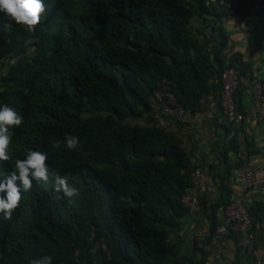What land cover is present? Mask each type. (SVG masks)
<instances>
[{"label":"trees","instance_id":"16d2710c","mask_svg":"<svg viewBox=\"0 0 264 264\" xmlns=\"http://www.w3.org/2000/svg\"><path fill=\"white\" fill-rule=\"evenodd\" d=\"M44 4L34 33L0 11V106L24 118L9 129L0 179L27 149L39 150L50 172L68 177L80 196L70 203L51 176L47 184L33 181L11 218L0 213V264H31L44 253L52 264H204L201 247L199 258L182 254L183 240L173 235L188 214L181 196L200 166L181 138L154 124L151 96L167 85L189 114L211 102L219 108L225 53L243 75L250 66L232 51L225 23L235 17L251 49L264 55V0L255 9L251 1L226 8L223 0ZM32 36L36 42L26 44ZM217 126L229 133L225 123ZM65 134L79 137L77 150L52 147ZM253 146L236 131L215 144L222 168L213 163L206 172H213L217 194L199 195V211L210 222L204 244L213 243L219 211L233 198L230 170L250 160ZM263 210L261 199H251L253 224Z\"/></svg>","mask_w":264,"mask_h":264},{"label":"crops","instance_id":"0c3cea01","mask_svg":"<svg viewBox=\"0 0 264 264\" xmlns=\"http://www.w3.org/2000/svg\"><path fill=\"white\" fill-rule=\"evenodd\" d=\"M226 28L232 30L231 49L242 53L243 60L248 62L249 71H254L260 76L264 72V55L254 52L250 46V37L243 26L238 23L235 17L227 20ZM246 74V73H245ZM260 78L264 79V77ZM248 80V75L244 76V83ZM246 96V87L239 89L237 101L244 108L252 111V103L244 105ZM248 98V97H247ZM218 122L225 123L229 128V133L217 126ZM179 138L182 139V145L187 149L191 161L198 164L205 172V181L200 190V194L206 198H213L217 194L218 187L212 177L208 174L210 164H216L218 169L222 168L217 152L214 151L215 144L221 141L225 136L230 137L235 131L239 139L246 137L253 141L251 147L253 153L250 156V162L254 165L260 164L264 160V119L251 113V118L244 121L239 126H233L225 122L219 108L213 103L204 111L189 114L183 120H173L168 127ZM244 131L242 135L241 132ZM238 153L229 152V156L235 159ZM256 179L260 182L264 179V168L260 170ZM235 197L237 195L234 194ZM251 199L259 198L264 202V195L251 191L248 194ZM210 222L202 211L195 214H187L181 219L178 228L173 235L183 240L182 254H188L194 258L200 257V247L206 254L204 264H252L251 249L254 247L257 253L264 258V210L260 213L259 218L253 224V242H249L246 235L237 232L235 237H228L219 243L204 244L202 241L209 234ZM196 246V248H195Z\"/></svg>","mask_w":264,"mask_h":264},{"label":"built area","instance_id":"2783aa9c","mask_svg":"<svg viewBox=\"0 0 264 264\" xmlns=\"http://www.w3.org/2000/svg\"><path fill=\"white\" fill-rule=\"evenodd\" d=\"M251 1L250 8L255 9L260 0H223L226 8H238L241 2ZM225 65L220 74L221 91L219 94V111L225 120L233 126H239L251 118L254 113L264 119V79L258 76L256 69L246 71L248 80L244 83V76L238 65L228 62L229 53H225ZM246 87V96L251 100L252 111L238 106L235 93L238 89ZM203 100V99H202ZM151 112L155 118L154 124L161 128H168L173 120H183L189 113L175 99L167 85L155 90L151 96ZM241 134H244L242 130ZM264 168V160L254 165L250 162L230 170V183L233 189V198L219 211L218 224L212 238L219 243L229 232H242L251 243L254 240L252 231L253 223L248 212L251 197L248 194L255 191L264 195V179L257 181V173ZM205 172L201 167H196L191 172V184L187 186L181 196V203L188 210V214L199 211L200 190L205 181ZM237 195V197L234 196ZM252 264H264L256 249H251ZM183 264H187L184 262Z\"/></svg>","mask_w":264,"mask_h":264},{"label":"clouds","instance_id":"9594fccd","mask_svg":"<svg viewBox=\"0 0 264 264\" xmlns=\"http://www.w3.org/2000/svg\"><path fill=\"white\" fill-rule=\"evenodd\" d=\"M0 11L15 23L24 27L28 33H34L46 8L44 0H0ZM35 42L36 38L34 36L25 41L28 45ZM9 63L15 65L17 60L13 58ZM23 122L24 118L11 106L7 104L0 106V161L9 159L8 148L11 143L9 129L19 127ZM62 145L68 150H77L80 147L79 137L65 134L63 140H56L53 142L52 147L59 149ZM47 160V153L27 149L23 158L15 160L14 169L10 174L0 179V192L6 194L0 196V213H3L5 218H11L12 212L19 206L23 198L22 191L29 192L33 186V181L47 184L50 176L52 177L54 190L62 192L70 203H75L76 199L79 198V188L74 184H70L68 177L53 175L50 172ZM52 261L53 256L44 253L38 258H33L31 264H52Z\"/></svg>","mask_w":264,"mask_h":264},{"label":"rangeland","instance_id":"374dc122","mask_svg":"<svg viewBox=\"0 0 264 264\" xmlns=\"http://www.w3.org/2000/svg\"><path fill=\"white\" fill-rule=\"evenodd\" d=\"M227 32H228V34H231L233 31L230 30V29H227ZM259 74H260L261 77H264V72H260ZM243 101H244V105L248 106L250 104V100L247 97H244Z\"/></svg>","mask_w":264,"mask_h":264}]
</instances>
